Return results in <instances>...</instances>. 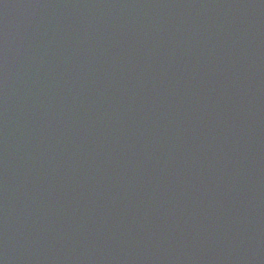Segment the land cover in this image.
Returning a JSON list of instances; mask_svg holds the SVG:
<instances>
[{"label":"water","instance_id":"95a60500","mask_svg":"<svg viewBox=\"0 0 264 264\" xmlns=\"http://www.w3.org/2000/svg\"><path fill=\"white\" fill-rule=\"evenodd\" d=\"M0 264H264V0H0Z\"/></svg>","mask_w":264,"mask_h":264}]
</instances>
